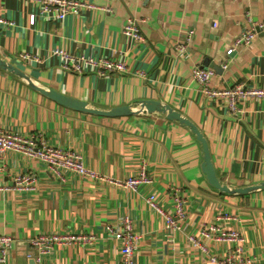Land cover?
Segmentation results:
<instances>
[{"label": "crops", "instance_id": "0c3cea01", "mask_svg": "<svg viewBox=\"0 0 264 264\" xmlns=\"http://www.w3.org/2000/svg\"><path fill=\"white\" fill-rule=\"evenodd\" d=\"M87 1L98 7L59 20L32 0H0V55L35 84L91 107L127 104L135 109L144 99L168 103L200 127L223 183L245 187L264 181V95L244 99L243 114L235 117L224 100L206 96L192 75L197 65L219 66L213 86L244 82L264 88V32L250 44L236 43L249 18L264 20V0ZM131 16L140 22L142 40L123 32ZM179 42L186 43L182 51ZM55 47L122 60L127 68L108 75L70 71L52 53ZM24 52L33 57L23 59ZM0 128L41 133L52 145L77 150L97 174L92 179L65 169L57 174L36 157L4 154L0 186L31 170L38 182L27 191L0 189V234L17 241L0 264H124L114 230L125 217L138 236L135 264H212L209 256L222 255L232 243L202 238L201 228L210 224L241 231L246 254L253 264H264V189L233 194L212 186L202 170L203 152L195 134L165 113L102 116L76 110L0 68ZM141 166L152 184L139 190L125 186ZM174 187L188 200L187 214L169 232L144 193L156 192L170 211ZM51 233L80 238L56 244L37 261L29 240ZM190 236L204 239L202 245L191 243Z\"/></svg>", "mask_w": 264, "mask_h": 264}, {"label": "built area", "instance_id": "2783aa9c", "mask_svg": "<svg viewBox=\"0 0 264 264\" xmlns=\"http://www.w3.org/2000/svg\"><path fill=\"white\" fill-rule=\"evenodd\" d=\"M37 2L41 12L51 13L57 19L62 20L68 14H79L81 11L89 8H97L95 4L87 0H32ZM35 15H30V22L33 23ZM250 25L241 35L236 38L237 44H250L258 34L264 32V20L254 21L249 18ZM1 21V19H0ZM13 24V22H11ZM123 32L127 37L135 40H142L141 25L138 19L130 17L126 22ZM189 38H187L188 40ZM186 43L179 42L177 47L182 51ZM235 48L232 46L227 50V54H231ZM52 53L61 59L63 68L77 73H85L87 71H96L100 75H108L113 72H121L126 70L127 64L122 60H115L106 57L96 59L84 54H73L62 47H55ZM33 55L27 52L22 53L23 59H30ZM228 62H222V67L226 68ZM194 80L200 85L206 96L212 99L224 100L228 111L235 117L243 114L242 102L246 98H260L264 95V88L250 87L244 82H238L231 86H213L212 79L216 75V70L211 67L197 65L192 69ZM8 151L21 152L23 154L36 157L43 161L48 170L54 173H61L62 169L73 171L84 178H94L96 172L88 168L82 154L71 148H62L50 144L41 133H20L13 130L0 128V158ZM38 176L36 171H27L15 174L12 177L11 184H3L0 189L27 191L36 187ZM153 179L148 174L147 168L141 166L139 171L128 176L124 185L139 190L152 184ZM172 198L174 207L168 211L164 208L159 196L154 191L144 193L145 200L157 213L165 220L166 228L169 232L178 229L182 220L187 214L186 205L188 200L181 194L179 187L172 189ZM134 226L130 218L125 217L119 227L114 230V235L121 241V253L124 264H135L134 255L137 248L138 236L134 232ZM200 234L202 238H213L218 242L232 243L222 255L211 254L209 261L212 264H253V259L246 254L245 237L241 231L236 229H225L218 224L205 225L201 228ZM201 237L190 236L189 241L194 245H202ZM79 236L72 234L60 235L56 233L40 234L30 238L29 245L34 251L33 257L37 261L48 254L56 244L70 243L79 239ZM16 239L8 234H0V262H6L9 252L16 246ZM205 250L206 247H204Z\"/></svg>", "mask_w": 264, "mask_h": 264}, {"label": "water", "instance_id": "95a60500", "mask_svg": "<svg viewBox=\"0 0 264 264\" xmlns=\"http://www.w3.org/2000/svg\"><path fill=\"white\" fill-rule=\"evenodd\" d=\"M207 60L205 64L207 65ZM0 68L17 74L19 76L25 77L31 83V86L38 91L42 92L43 94L47 95L48 97L52 98L53 100L63 104L65 106L74 108L76 110L102 115V116H122V115H130L136 114L139 112H163L167 115L169 119L176 120L180 124L188 127L196 136L197 140L201 144L202 152H203V161H202V170L206 174V178L208 182L214 186L215 188L219 189L222 192L226 193H240L246 194L251 191L257 189H264V181L258 184H252L245 187H230L228 184L222 182V179L218 176L217 171L215 169L214 163L212 161V155L210 150V145L208 139L200 129V127L193 122L190 118L184 116L179 110H176L173 106L168 103H163L160 100L154 99H144L140 101V107L133 109L130 105H121L116 106L110 109H100L91 107L87 104L86 101L74 98L60 92L54 88H44L33 81H31L28 76L25 74L23 70L18 68L11 62H8L0 55ZM215 69L220 68L219 66H215Z\"/></svg>", "mask_w": 264, "mask_h": 264}]
</instances>
